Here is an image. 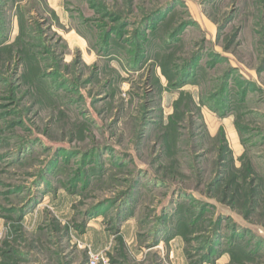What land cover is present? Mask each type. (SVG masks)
<instances>
[{"label": "rangeland", "instance_id": "rangeland-1", "mask_svg": "<svg viewBox=\"0 0 264 264\" xmlns=\"http://www.w3.org/2000/svg\"><path fill=\"white\" fill-rule=\"evenodd\" d=\"M95 245L264 264V0H0V264Z\"/></svg>", "mask_w": 264, "mask_h": 264}, {"label": "built area", "instance_id": "built-area-1", "mask_svg": "<svg viewBox=\"0 0 264 264\" xmlns=\"http://www.w3.org/2000/svg\"><path fill=\"white\" fill-rule=\"evenodd\" d=\"M88 250L89 264H112L105 251L93 252L90 248Z\"/></svg>", "mask_w": 264, "mask_h": 264}, {"label": "trees", "instance_id": "trees-1", "mask_svg": "<svg viewBox=\"0 0 264 264\" xmlns=\"http://www.w3.org/2000/svg\"><path fill=\"white\" fill-rule=\"evenodd\" d=\"M189 78H190V71L183 75L182 79L180 80V82L177 85V88L183 87L184 85H186Z\"/></svg>", "mask_w": 264, "mask_h": 264}, {"label": "crops", "instance_id": "crops-1", "mask_svg": "<svg viewBox=\"0 0 264 264\" xmlns=\"http://www.w3.org/2000/svg\"><path fill=\"white\" fill-rule=\"evenodd\" d=\"M104 246H97L95 245L94 249H92L93 252H100L101 250H104L103 249Z\"/></svg>", "mask_w": 264, "mask_h": 264}]
</instances>
